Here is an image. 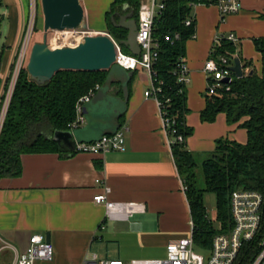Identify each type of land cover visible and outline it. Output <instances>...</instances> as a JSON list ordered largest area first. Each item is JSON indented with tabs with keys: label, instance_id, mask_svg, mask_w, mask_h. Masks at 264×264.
Instances as JSON below:
<instances>
[{
	"label": "crops",
	"instance_id": "0c3cea01",
	"mask_svg": "<svg viewBox=\"0 0 264 264\" xmlns=\"http://www.w3.org/2000/svg\"><path fill=\"white\" fill-rule=\"evenodd\" d=\"M3 2L4 16L9 21V42L13 43L24 31L29 0ZM112 2L81 0L88 29L106 34L105 14ZM240 5L241 11L228 16L227 20H246L253 28L261 23L259 20L264 22V0H240ZM126 8L123 5V10ZM192 10L195 38L186 42L183 55L190 72L186 85L189 112L185 123L192 130L185 147L201 165L215 152L216 140L244 145L247 134L240 127L244 120L229 125L226 116L219 113L214 122L206 123L199 116L206 101L198 82L205 80L202 66L209 57L220 24L218 11L213 6L197 5ZM124 15H119V21ZM226 30L220 35L234 33L239 42L237 54L241 63H247L250 72L259 76L261 55L255 51L252 40L264 37V31L248 35L254 50L248 54L241 43L244 35L241 28ZM187 45L200 48L197 60L188 58ZM4 72L0 71V77ZM125 72L133 75L126 84L128 98L123 115L116 118L114 114L116 109L123 111L122 88L115 79L109 92L117 99L116 108H102V114L110 120L109 126L102 127L103 120L98 116L89 119V115L83 113L85 123L71 131L70 138L58 140L62 152L23 154L19 177L0 180V259L3 264H15L22 258L36 235L49 234L53 248L50 261L36 264H80L93 256L129 264L133 260L162 259L168 243L191 234L190 208L172 151L166 144L167 136L161 128L157 105L144 97V92L151 88L149 76L142 70ZM118 77L124 79L121 75ZM9 98L2 104L1 123ZM115 126L126 127L123 152L93 156L73 150L75 143L92 142ZM97 179L110 189L109 201L137 203L144 211L127 221L107 220L104 207L93 202L95 195L101 192Z\"/></svg>",
	"mask_w": 264,
	"mask_h": 264
},
{
	"label": "trees",
	"instance_id": "16d2710c",
	"mask_svg": "<svg viewBox=\"0 0 264 264\" xmlns=\"http://www.w3.org/2000/svg\"><path fill=\"white\" fill-rule=\"evenodd\" d=\"M205 0H164V8L153 24V37L159 43L157 60L153 65L156 76L162 81L161 97L169 100L168 116L174 117L175 128L184 138L183 143L171 146L173 161L185 187V193L194 224L192 239L198 251L210 249L213 237L230 229L229 199L235 189L252 190L260 193L264 202V37L253 39L254 49L261 55L260 75L250 72L242 78H234L229 92H221L206 98L200 111L202 122L212 123L219 113L226 116L229 125L241 122L246 131L244 145L234 141L216 140L215 152L200 165L204 180L203 188L197 187L195 169L198 164L186 149V138L192 134L186 125L185 116L189 112L186 105V89L179 93L180 86L173 75V66L183 57L186 42L195 32L194 27H186L184 20L191 13V4ZM140 0H113L105 14L107 33L114 41H122L127 35L124 29H116L110 21L112 11L126 5L138 15ZM4 6L0 0V9ZM179 34V40L170 44L164 37ZM121 52L131 55L123 45ZM234 46L223 43L218 53L233 52ZM239 60H241L239 58ZM1 64V62H0ZM116 65V64H115ZM247 63H244V67ZM6 79L0 77V113L7 88L11 81L12 67ZM108 75L107 71L61 70L51 80L39 84L30 79L26 67L17 73L7 109L0 129V180L17 178L22 172L20 157L23 154H49L61 151L60 143L53 139L54 133L68 132V125L75 118V104L94 86L101 87ZM204 192L215 196V230L203 205ZM236 264H249L257 250L253 243L245 244L240 250Z\"/></svg>",
	"mask_w": 264,
	"mask_h": 264
},
{
	"label": "built area",
	"instance_id": "2783aa9c",
	"mask_svg": "<svg viewBox=\"0 0 264 264\" xmlns=\"http://www.w3.org/2000/svg\"><path fill=\"white\" fill-rule=\"evenodd\" d=\"M164 0H140L137 15V32L135 42L140 47V52L136 56L128 55L121 52V48L109 34L116 49L115 64L126 71L136 72L142 70L147 72L150 79V89L144 92L146 99H151L156 103L158 108V116L161 121V128L167 136V147L177 143H183L184 138L177 132L175 128L174 117L168 116L167 107L169 100L161 97L162 81L156 76L153 70V65L157 60L159 43L153 37V24L156 18L160 16L164 8ZM197 5L206 7H214L218 11L219 20L223 22L228 16L238 14L241 11L240 0H205ZM197 5L191 4V10ZM193 10L190 15L184 20L186 27H194ZM35 19L34 11L29 13L28 25H33ZM54 38L46 40V44L51 48L59 45L61 47H72L77 45L84 36L90 35L86 31H60L52 32ZM65 33V34H62ZM62 35V36H60ZM179 34H174L172 37L165 36L164 41L174 44L179 40ZM195 38L193 32L189 38ZM212 47L209 51V57L202 66L207 88L203 93L204 98H209L221 92L230 91V83L235 77L231 67L234 65V60L239 59L237 54L238 39L232 32L224 35L216 34L213 39ZM231 43L234 46L233 52L218 53L222 44ZM243 76L250 72L246 66L244 67L240 61ZM173 75L176 77V83L180 86L179 93L186 89L189 83V71L185 63V58L179 57L173 66ZM242 76V77H243ZM15 83V77L12 76ZM227 80L225 83L224 81ZM98 86H94L86 95L78 99L75 104V118L68 125V131H73L85 123L83 117V109L85 104L90 102L98 90ZM2 123L0 122V129ZM125 129L120 127L115 133L104 135L98 141L93 143H80L74 146L76 153H84L89 155H106L112 151L123 152L125 145ZM101 187V192L93 198L94 204H99L104 207L105 218L109 221L119 220L127 221L134 214L142 213L144 207L137 203L127 202H111L109 201L110 189L104 181L96 180ZM183 185V183H182ZM182 190L185 192L183 185ZM229 214L231 226L227 232H222L213 237V241L209 250L205 252L198 251L195 248L192 239L194 224L190 221L191 234L188 238L174 240L165 247V257L159 260H133L129 264H236L240 256V250L245 244L253 243L257 250L249 264H264V202L260 193L252 190L235 189L231 193L229 199ZM53 248L50 243L45 241V236L36 235L30 240V246L26 249L22 258H19L15 264H36L37 261H50ZM80 264H123L121 261L101 260L93 256L91 259H84Z\"/></svg>",
	"mask_w": 264,
	"mask_h": 264
},
{
	"label": "water",
	"instance_id": "95a60500",
	"mask_svg": "<svg viewBox=\"0 0 264 264\" xmlns=\"http://www.w3.org/2000/svg\"><path fill=\"white\" fill-rule=\"evenodd\" d=\"M40 9L41 15L43 16L42 30L44 38L41 43L32 44L26 64L28 76L37 83L44 84L51 80L55 73L61 70H80L85 72L108 70L105 83L98 88L90 102L85 104L83 113L89 115V119L96 115L103 120V123L100 124L102 127L109 126L110 120L106 119L105 115L102 114L104 113L102 108L105 107L106 110H109L111 107L116 108L115 103L117 99L110 94V85L116 79L122 88L123 111H116L117 109L114 111V114L116 113L115 117L118 118L125 111L128 98L126 84L133 73L125 72L123 68L115 65V44L107 35L98 33L84 36L75 47L51 48L46 44L47 32L87 31L88 28L81 0H40ZM130 18L131 15L121 16L119 24L114 25L116 29H124L127 31L125 39L114 42L119 47L123 45L129 50L131 55L137 57L140 52V47L135 42L137 27H135V22ZM111 19L113 21V17ZM231 70L234 72L236 78H242L243 74L239 59L234 60V65L231 67ZM118 75H121L125 80H121ZM224 82L226 83L227 80ZM118 128L115 126L112 131L104 135L113 134ZM53 136V139L58 142V140L64 139V137L70 138L71 132L68 131L63 134L55 132ZM100 138L94 141H98ZM94 141L75 143L74 146L80 143L89 144ZM45 241L49 243V234L45 235Z\"/></svg>",
	"mask_w": 264,
	"mask_h": 264
},
{
	"label": "rangeland",
	"instance_id": "374dc122",
	"mask_svg": "<svg viewBox=\"0 0 264 264\" xmlns=\"http://www.w3.org/2000/svg\"><path fill=\"white\" fill-rule=\"evenodd\" d=\"M29 8V9H28ZM4 9H0V71L4 72L1 77L3 79H6V77L9 75V72L12 67V76H16L19 69L23 66L26 67L27 64V58L30 52V49L32 47V44L34 43H41L44 38V33L42 30V22H43V16L41 15V9H40V0H29V7H27L28 11V17L27 20L29 21V13L34 11L35 19L33 25H28V22L26 21L24 26L22 27V34L18 36L17 40L15 42L11 43L9 42L10 36H9V31H8V25L9 21L7 16H4ZM197 14V12H196ZM261 23L256 27L253 28L248 21L246 20H238V19H233L231 21L229 20H224L221 22L219 20L220 26L218 27V35H220L223 32H227L226 28H232V27H239L242 30V35L241 37V43H243V50L246 51L248 54H252L254 52L252 45H250L251 39L248 38L250 33L253 34H259L260 32L264 31V22L262 20H259ZM106 28V25H105ZM251 28H253L251 30ZM106 33L107 28H106ZM90 35L91 34H97V32H94L93 30L87 29V31ZM64 34V33H62ZM54 33L52 32H47L46 33V40L53 39L54 38ZM62 36V35H60ZM239 43V42H238ZM187 51L186 54L188 58H191V60L195 61L198 59L200 56V48L187 45L186 47ZM239 49V48H238ZM204 64V63H203ZM122 73V72H121ZM123 75V73H122ZM11 76V77H12ZM16 78V77H15ZM13 77L11 78L10 84L7 88V93L5 95V101L9 98L11 92V87L12 83L14 81L12 80ZM16 81V79H15ZM199 86L203 89L202 93L205 92V89L207 88V82L206 79L198 82ZM200 160L196 159L195 162H197L198 166L195 169V178L197 180V187L198 188H203L204 186V180L201 175V170H200V163L198 162ZM215 196L214 194L210 192H204L203 194V205L207 209V216L210 222L213 224V228L215 230L219 229V223L216 221V208H215ZM136 217V216H134ZM133 217V218H134ZM136 219V218H134ZM0 264H3L2 260L0 259Z\"/></svg>",
	"mask_w": 264,
	"mask_h": 264
},
{
	"label": "flooded vegetation",
	"instance_id": "af4514ba",
	"mask_svg": "<svg viewBox=\"0 0 264 264\" xmlns=\"http://www.w3.org/2000/svg\"><path fill=\"white\" fill-rule=\"evenodd\" d=\"M121 14L131 15L130 19L135 22V27L137 26V18L135 17L134 12H132V10L129 9L128 7L123 10V6H121L120 9H116V10L112 11L111 17L113 16L114 18H113V21H112V19L110 17V21L113 24V26L119 24V19L118 18H119V15H121Z\"/></svg>",
	"mask_w": 264,
	"mask_h": 264
},
{
	"label": "bare ground",
	"instance_id": "6f19581e",
	"mask_svg": "<svg viewBox=\"0 0 264 264\" xmlns=\"http://www.w3.org/2000/svg\"><path fill=\"white\" fill-rule=\"evenodd\" d=\"M65 34V33H64ZM76 45H72V47H75ZM53 48H59L60 46L56 44V46H52Z\"/></svg>",
	"mask_w": 264,
	"mask_h": 264
}]
</instances>
